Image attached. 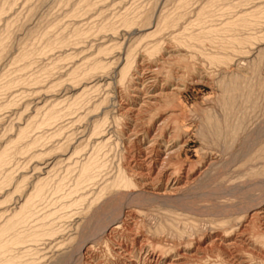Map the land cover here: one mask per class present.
I'll return each mask as SVG.
<instances>
[{
    "label": "bare ground",
    "instance_id": "bare-ground-1",
    "mask_svg": "<svg viewBox=\"0 0 264 264\" xmlns=\"http://www.w3.org/2000/svg\"><path fill=\"white\" fill-rule=\"evenodd\" d=\"M31 1L26 0L29 14L36 10L31 7ZM17 2L19 1L0 0V98L4 96L6 99L7 94L14 97L19 92H22V97L29 91L55 94L53 92H57L65 83H68L69 87L65 90L67 97L61 99L50 101L47 99L48 95L44 99L36 95L40 102H37L36 108L33 109L35 115L32 116L31 113L27 119L24 118L23 126L15 131V136L0 144V198L4 199L0 201V205L7 203L14 193H20L22 199L19 208L16 206L0 213V264H49L50 258L43 253V246L44 250L63 249L66 246L69 248L58 256H51L53 261L57 260L60 264L67 261L73 264L77 259L74 258L76 249L79 250H76L77 253L84 251L85 256L89 254L91 257L93 254L94 258L97 257L94 255V244L102 243L106 233L110 238L103 242L106 245L105 252L115 261L113 264H167L169 260L166 256H171L176 249L167 250L156 245L160 251L148 249L143 258L142 249L139 254L137 250H129V246L119 240L122 230L129 227V222L123 219V213L117 212L115 206L122 200H141L144 196L147 198H143L144 202L173 200L189 183L192 185L193 182L200 181V177L195 178V167H186L181 157L186 145V141L182 139L187 136L183 129L186 115L181 97L187 83L210 84L213 80V83L222 89V96L225 97V103L222 104L227 115L224 124L213 114L207 119L218 139L227 134L234 141L239 134L247 130L248 124L255 122V114L248 119H245L246 114L241 118L239 115L235 117L234 114L238 104L245 102L249 104L246 106L247 115L253 111H256L257 115V102H264L259 96L263 88L259 86L260 83L256 85L261 88L254 85V78L257 76L253 78L241 73L228 77V74L223 76L222 70L228 69L234 63H237L240 70L243 61H250L255 65L252 70L254 73L258 69L261 70L259 64L264 61V1L261 0L262 3L259 4V0H163L158 1L156 5L151 2L154 6L148 3L146 6H138L137 3L124 8L122 13L109 17L103 15L102 6L111 4L110 0H61L59 3L63 8L69 7L62 12V17H55L48 26L40 20L34 26L35 21L32 20L30 26L32 24L33 28H29L25 39L23 36L20 43L18 42L19 52L15 57L11 55L14 58L12 61L9 59L11 62L7 63L11 64L8 67L4 66L5 64L2 67L1 64L10 50L13 32L16 31L14 28L22 20L19 7V13L16 12L17 9L14 11ZM104 9L106 10V7ZM96 13L102 17L100 22L91 19ZM9 14L15 15V18L7 16L6 19ZM50 15L52 16V13ZM121 29L132 32L134 40L132 44L129 43L131 45L125 46V37L124 43L122 42L124 46L116 43V37L123 31ZM99 41L100 44L103 41L99 49L96 48V51L87 57L85 54L79 64H73V69H68L66 80L59 78L53 81L62 70V62L73 59L78 47L87 45L86 47L94 48V43ZM117 50L122 52L114 57ZM252 55L256 56L251 61ZM34 92L32 93L35 95ZM15 106L17 101L14 100L0 103V122L4 121L2 113ZM261 106L263 107L262 104ZM259 110L261 111V107ZM171 122L173 128L170 127V132L168 126ZM83 123L86 128H80L88 138L80 142L76 139L77 136L70 133H74L73 129ZM253 134L257 135L255 132ZM259 136L257 135L258 139ZM253 143L256 142L250 144L254 146ZM258 143L253 149L257 146L259 148ZM121 148H125L128 157L126 156L127 160L123 165L119 163L121 158L118 160L117 157L119 162L116 165L111 155ZM249 149L246 151H250L252 147ZM261 151L264 153V145ZM248 153L247 155L253 156ZM256 153L254 152V155H258ZM262 155L257 160H262L260 158H264V154ZM28 156L29 158L25 159L37 160L41 167L38 172H43V176L38 174L41 176L34 177L36 181L31 180L34 182L30 183L31 188L26 187V179L21 181L20 178V182L16 181L11 170L19 165L20 158ZM39 166L34 167V171ZM215 166L214 163L211 168ZM261 167L262 173L258 175L264 176V162ZM12 187L13 193L9 190ZM142 195L144 196L141 198ZM135 212L130 211V215L125 214V217L135 216ZM242 215L235 218L239 227L227 230L217 244L211 246L219 252H224L221 253L223 260L218 263L212 261L214 264H248L242 259L239 262L232 258L230 250L238 247L241 250V245L238 244V237L234 240L230 235L246 228L242 231L245 235L254 221H264V205L261 209L247 212L245 215L243 211ZM98 219V225L93 226ZM109 222L115 223L108 225ZM262 225L264 227V223ZM260 228L262 229V226ZM71 229L77 231L76 236L72 235L75 231L70 237L66 235ZM252 239L255 249L260 252L259 254L251 251L253 260L258 261L255 264H264V232L253 236L251 241ZM88 240L95 242L88 243ZM150 247L152 246L147 245L145 249ZM177 255L178 253L175 257ZM203 258H199L198 264H207ZM50 263L58 264L52 261Z\"/></svg>",
    "mask_w": 264,
    "mask_h": 264
},
{
    "label": "rangeland",
    "instance_id": "rangeland-1",
    "mask_svg": "<svg viewBox=\"0 0 264 264\" xmlns=\"http://www.w3.org/2000/svg\"><path fill=\"white\" fill-rule=\"evenodd\" d=\"M18 1L19 2H17V5L15 6L16 8H14V11L19 7L18 9L21 12L18 11V9L16 12L17 13L20 12L19 14L22 16V17L20 16V20L21 19L22 20L19 22V25H17L14 28V31L15 30L16 31L13 32V34H14L13 35L14 37H12L13 40L11 39L10 40L11 43L9 42L11 48L9 47L10 50L8 51L9 53L6 55V59H5L6 62L3 61V63L1 64L2 67H4V66L8 67L9 64H11V63H7V62H9L10 60L12 61V59L19 52L18 42L20 43L23 36H24L23 39H25V36L27 35V32H28L27 30L29 28H31V27L33 28V25L34 26L37 25L39 20L42 21V23L44 25L46 23V26L51 25L52 24L51 22H53L54 19L61 18L62 15L64 14V13L62 14V12H65L66 10L69 9V7L63 8L60 5L59 2L61 0H32L31 1V7H34L36 10L32 14H29V11L27 10L28 8L26 7V0H24L23 2H22V0L21 1L18 0ZM118 1H119V3H117ZM120 1L121 0H116V1L110 0L109 3L112 2L111 4H109V5L107 4V5L102 6L103 7V8L101 7L103 9L102 12H104L103 15L110 17L112 14H113L112 16H114V15H117L119 13H122L124 8L131 6V5H136L137 3H138L137 4L138 6L143 5V4L146 6L147 5L146 3H148V5L151 4L152 6H154L157 4L158 1L160 2L163 0H133V1L129 0L130 3L127 0H122L121 2ZM151 2L155 3V4L153 5ZM260 2H261V0H259L258 3L260 4ZM54 3H56L55 6H54ZM115 3H117V4H115ZM18 4H19V6H18ZM124 4H125V6H124ZM126 4H128V5H126ZM23 5H24V7H22ZM262 5H264V4L262 3ZM104 7H106V10L104 9ZM112 9H113V11H112ZM54 11L55 12L58 11V12L54 13ZM49 13L50 14L52 13V16ZM41 15H43V16H41ZM7 16H8V18H10V17L15 18V15L12 16L9 14V15H6V19H8ZM34 17H35V19H34ZM24 18L27 20L25 21ZM28 18H29V21H28ZM31 18H33V19H31ZM101 18L102 17L100 16V14L96 13L95 15H93V17L91 19H92V21L96 20L95 22H100L102 20ZM32 20H34L35 22H33V25L31 24V26H30V23H32ZM49 20H50V22H48ZM27 22H29L28 23L29 25L27 24ZM22 26L24 28L26 27L25 28L26 31L23 30L24 28ZM20 28L22 30H20ZM121 30H123V31H120V34L118 35L119 37L117 36L119 40L116 37V40H117L116 43L123 44L125 42V46L131 45L133 43V40H134L133 35L131 34L132 32H126V31H124V29H121ZM23 33H24V35H23ZM124 33H126V34H124ZM124 37L127 40H125ZM130 38H132V39H130ZM123 39H124V42H123ZM105 41H107V40H105ZM96 43L97 44L99 43V44L97 45ZM129 43H131V44H129ZM95 44L98 47H96ZM101 44H103V41H101ZM101 44L99 41V42L94 43V46H95L94 48L86 47L87 45L86 46L83 45V47L81 46V48L78 47L77 48V54H76V56H74L73 59H70V60L67 59L66 61L62 62V64H61L62 70L59 72L60 74H58V75H56V77H54L53 81L54 80L56 81L59 78H62V79L65 78L66 74H68V69H70V68L73 69L72 67H74V65L76 63L79 64L82 61L83 57L85 58V54H86V57L89 56L90 53H93V51L94 52L96 51L95 50L96 48L99 49V45H101ZM15 45L16 46L18 45L17 48ZM12 46H14L15 48ZM123 46H124V44H123ZM12 49H13V51H11ZM83 49H84V51H82ZM86 50H87V52H86ZM78 51H81V52H78ZM116 52L115 53L117 55L114 54L113 55L114 57L119 56L122 51L119 50V52H120L119 53L117 50ZM78 53H81L82 55L78 54ZM12 54L14 57L11 56ZM255 56L252 55L250 60L251 61H252V59L254 60ZM41 61L39 60V62H41ZM235 61H236V59H235ZM249 62L250 61H243L242 64L240 65V68H241V69L239 68L240 70H238V68H237L238 67L237 63H234L228 69L224 68L222 70V74H223V76L229 75L228 77L232 76V74L234 75V74H241V73L242 74L244 73V75L248 74L249 77L257 76L255 78L253 77L256 80V82H254V85H256L257 83H260V84L262 83L261 85L259 84V86H261L263 88L261 90V94H259V96H261V100L264 101V98L262 99V97L264 96V94H262L264 92L263 91L264 87L262 86V85H264V83H263V81H264V61H262L259 64V68L261 70L258 69L256 71V73H254V71L252 72V70L255 69V68L253 69V67L255 65L250 62V64H252V65L249 64L251 66V68H250V66L248 65ZM256 63H258V62H256ZM63 64H65L66 66ZM68 64H69V66H68ZM63 67H65V68H63ZM65 71H66V73H65ZM258 71H259V75H257ZM17 74H20V72L19 73L17 72ZM254 74H256V75H254ZM57 76H58V78H57ZM65 80H66V78H65ZM211 83L210 84L209 83H207V84L206 83H201V84L187 83L186 87H185V91H183L182 97H181V104L184 108L183 110H184L185 115H186V118L183 120L184 121L183 122V129H184L185 133L187 134V136L183 137L185 139H182L183 141H186V145L183 148L182 156H181L182 162H184V165L186 167H189V166L195 167V170H194V174H196L195 178L200 177V181L199 182H193L192 185L189 183L188 184L189 186L188 185H187L188 187L185 186L186 188L184 187L185 188V189L183 188L184 190L182 189V191H180V193L178 192L177 196L175 197L176 199H173V200H161V201L160 200H158V201L157 200H151V201L144 202L143 200L147 199V198L144 195H142L141 198L144 196L143 197L144 199L142 198L141 200H137L135 198H132V199H128L129 201L128 200H122V201L118 202L115 206L116 207L115 209L117 210V212H120L121 214L123 213V219L127 223L129 222V227L127 228V230H126V227H125V229H123L124 231L122 230V233H121L122 236H120L121 238L119 240L121 242H124V245H127V247L129 246L128 247L129 250H137L139 252V250L141 251V249H142L141 252H143V258H145L146 253H147L146 250H148V249H150V250L155 249L157 251H160V249H158L156 247V245H157L160 247H165L167 250H170V248L176 249V252L174 251L173 253H171V256H169V257L166 256V259L169 260L167 264H183V263L185 264V262H186V264H193V263L198 264L199 258L202 260L203 257L205 258V259L203 258V260H206L207 264H209V263L214 264L216 262L218 263L219 261L223 260L222 254L224 252H219L218 250L214 249L215 247H211V246L212 245L214 246L215 244H217L216 242L219 239H221V237L225 234V232L227 230H231L232 227L235 229H237V227H239L238 222L236 223V221H235V218L237 219V216H239V215L243 216L242 215L243 211H244V215H245L247 212H253L254 210L261 209L262 206L264 205V191H263V189H264V178L263 177L264 176L263 175L259 176L260 175L259 173H262V169H260V168H262L261 166H262V162H264V158H262V157L260 158L263 161L257 160V158L260 157V155L263 156L262 154H264L261 151L262 147L264 145L263 144L264 143V141H263V139H264L263 138L264 137V134H263L264 133V131H263L264 126L262 127V124L264 123V114H263L264 113V102H262V101L257 102V106L259 107V109L261 107V111L259 109H256L258 111L257 115L260 111L258 116L256 115V111H253L255 113L251 112L250 115L249 114L247 115L248 112L246 111L247 110L246 106L248 103L246 104L244 102V104L243 103L241 104V102H240L238 104V109L235 111L234 116L237 117L239 115V117L241 118V116L246 114V115H244L245 119L246 118L248 119V118L253 117V115L255 114L254 120H253L255 122L248 124L247 130L242 132L241 134H239V136L234 141L227 134H224L222 138L218 139L214 135L209 124L207 123V119H208V116L210 114L211 115L213 114L214 116L217 117V119H219V121L221 123L224 124V118L227 115H226V112L224 111V105L222 103H225V101H224L225 97L223 98L224 93H223L222 89H220V87L216 83H213V80L211 81ZM68 85H69L68 83H65L64 86H62L61 88H58V91L61 90V91H59V93L57 90H56L57 92H53L55 94H52V93L47 94L46 91H40L39 93H38V91H36V92L29 91V92H27V94L29 93V95H27V94L25 96L22 95V97H21L22 92H19L20 94L18 93V94H16V96L14 95V97L12 96V94L11 95L7 94V97L5 96L7 100L4 98V96L1 97L0 103H2V101L3 102H9L10 100L11 101L14 100V101H17V106L10 108V109H7L1 115L3 117L2 120L4 119V121L0 122V144L5 142V141L7 142L8 138H11L13 135L15 136V134L17 132L16 130L20 126H23V122H24L23 120H25L24 118L27 119L29 116H31L30 115L31 113H32V116L35 115L33 109H35L37 104L40 102V101H38L40 98L44 99V97H46L48 95L49 97L47 96L48 98L47 97L46 98L50 99V101H52L54 99H58V98L61 99V98L67 97V96H65V93H66L65 90L69 87ZM65 86H66V88H65ZM259 86L257 87V85H256L257 88H261ZM32 92H34L35 95ZM222 94H223V96H222ZM36 95L39 96L40 98L37 97ZM52 95H56V96H52ZM253 95H256V94H253ZM69 96H71V95H69ZM51 98H53V99H51ZM3 99H5V101ZM26 101H27V103H26ZM18 103H20V104H18ZM29 103H31V104H29ZM261 104L263 105V107L261 106ZM29 105H31L32 108ZM239 105L240 106L242 105V106L240 107ZM24 106H26V108H24ZM27 106H29V107L27 108ZM41 106H42V104H41ZM28 109L30 111H28ZM244 109H245V112H244ZM26 111H28V112H26ZM239 112L242 115H240ZM242 112H244V113H242ZM236 113H238V114H236ZM255 116H257V117H255ZM84 124L85 123L78 124L75 127L77 130L73 129V132L74 131L75 132L70 133V134H74L75 137L76 136L78 137L79 135H81V137H78V138L76 137V139L80 142L83 140L86 141L88 138L86 133L84 135L82 133L83 132L82 128H80L83 126V129H85L86 124L85 125ZM171 125H172V122L168 126V128H169L168 131H170V132H171V129L173 128ZM170 127H172V128H170ZM257 128H258V130H257ZM12 130H13V132H12ZM259 130L263 131V132L260 133ZM254 132H255V134H257L259 132L260 134L258 133L257 134L258 136L259 135L261 136L262 134L263 135L261 137L259 136V139H258L257 135L253 134ZM250 134H252V135H250ZM250 136L251 137L253 136V138H251ZM85 137H86V139H85ZM249 137H250V139H249L250 141L247 139ZM60 140H62V139H60ZM251 140H252V142H254V141L256 142V143H253L254 146H256L255 144H257V142H259L260 144L258 143V145H260V146L262 145L261 148H260V146H259V148L257 146V148L255 147L256 148V151H255V148L253 149L254 146L252 144H250V143H252ZM73 143L75 144L76 142H73ZM245 143L246 144L249 143V144H247L248 147ZM244 144H245V146H244ZM251 147L253 150L251 149ZM244 148H247V149H244ZM248 149L250 151H246ZM257 149H258V151H257ZM122 150L124 152L123 155H122V153H123ZM259 150H260V152H259ZM253 151L255 153L257 152L256 154H258V155H254ZM118 152H120L121 155ZM125 152H126L125 148H121L119 151H117L116 153H113V155H111L113 157V162L115 160L114 164L117 165L119 161H120L119 163L122 165L125 163L124 161L127 160L126 156L128 157V155H126ZM246 152L247 153L249 152L248 154H250V155L253 152L252 153L253 156L247 155ZM114 155H115V157H114ZM120 156H122L123 159ZM255 156H257V157L255 158ZM83 157H84V155H83ZM83 157H81V159H84ZM117 157H119L118 160L121 158L123 160V163H121L122 162L121 159L118 161ZM248 157H250V158H248ZM25 158L28 159L29 156L20 158V161L18 162L19 165L16 166L15 168H12L11 170H12V174L14 175L16 181L20 182V180L23 181V179H26V182H25L26 187L31 188V184L34 183V182L32 183V181H33L32 179H34V181H36L35 178H37L38 176H41L38 174H42L43 172H38V171H40L41 167L39 166V163L37 160H33L30 158V160L27 161V159H25ZM49 159H51V158H49ZM247 159H249V160H247ZM260 161H262V162H260ZM35 162L37 163V165ZM257 162L259 164L260 163L261 164L259 165ZM214 163L216 166L211 168L212 164L214 165ZM23 164H24V166H23ZM252 164H254L255 166H253ZM36 166H39V168H37V170H35L36 171L35 172L34 167H36ZM258 167H259V170H258ZM21 172H23V173H21ZM20 174H22V175H20ZM25 175H26V177H21V176H25ZM42 176H43V174H42ZM251 178H252V180H251ZM11 189H9V190L13 193L14 187H12ZM14 194H16V195H14ZM14 194H12L13 196L11 197V199L7 203L0 205V211H1L0 213L6 211L7 209H14L16 206H17V208L20 207V205L22 204V202H21L22 199L20 198L21 194L20 193H14ZM3 200L4 199L0 198L1 202ZM125 201H128V202H125ZM142 201H143V203H142ZM259 203H261V204H259ZM251 208H252V210H251ZM246 209H248V210H246ZM130 211H133V212L136 211L135 213H137L138 215L136 214L135 216L125 217V214L130 215V213H129ZM239 212H240V214H239ZM232 215L234 217H232ZM227 217H229V218L227 219ZM222 219L224 220L225 223L223 222ZM225 219H227L228 221ZM232 220H233V222H232ZM228 222L229 223L231 222V223L229 224ZM256 222L255 221L253 222V224H252L253 226H249V228L247 229L248 232H246L245 235L243 232L246 230V228L244 230H242L243 232L242 231H240V232L236 231L237 233L233 232V234L230 235V237L232 236L231 237L232 239L238 237L237 240L240 241V243L238 242V244L241 245V246L238 245L241 247V250L239 247L237 249H231L230 250L232 258L234 257L233 258L234 260H238L240 262V260L242 259L243 262H248V264H252V263L255 264L256 263L257 260H253L254 257L251 255V253H252L251 251H253L254 253H259V254H260V252L257 251V249H255V243L253 242V239L251 241V238L255 235L263 234L264 227L262 224L264 223V221L256 220ZM98 223H99V219L96 222V224L95 223L93 224V226H97ZM114 223L115 222H113L112 224H114ZM226 223H228V225ZM112 224H111V222H109L108 225H112ZM259 225L262 226L263 230L260 228L261 226H259ZM250 227H252V229ZM132 229H133V231H132ZM71 231H72V229H71ZM71 231L69 230L67 232L68 234H66V235H68V237H70L71 234L74 233V231L76 233H74L72 235H75V236L77 235L76 230H74L72 232ZM251 231H252V233H250ZM250 234H253V235H250ZM249 237H251V238H249ZM103 238H104L103 239L104 241H105V239H109L110 238L109 234L108 233L104 234ZM241 241H243L245 244L244 243L242 244ZM87 242L88 243L95 242V240L94 241L88 240ZM134 242H135V244H134ZM96 243L97 242H95V244H94V255L97 256V257L94 256L95 259L92 258L93 254L90 255L91 257H89V254H87L85 256L84 255L85 252L83 251V252H81L82 254L80 253L81 254L80 255L79 252L77 253V251H79V250L76 249L77 251L75 250L74 258L76 257L77 259L75 258L76 261L74 260L73 264H77V263H80V264H91V263L92 264H98V262H99V264H107V263L113 264V262L115 263V261H113L112 257L110 255L106 254V252H105L106 251V245L104 243L102 244L100 242H99L100 244L96 245ZM147 245L152 246V247L145 249V247H147ZM210 248L211 249L213 248L214 250H211ZM42 249H43V253H46L48 255V257L51 259L52 258L51 256H53L54 254L56 256H58L61 254V252L63 253L65 249L68 250L69 248H67V246L63 249H57V250L55 248H53L52 250H50L49 248H46L48 250L47 251V250H44L45 246H43ZM200 249L202 250V252ZM255 250L257 252H255ZM244 251H246V252H244ZM50 252H53V253H50ZM102 252H104V253H102ZM141 252H139V254ZM177 253H178V255L175 257V255ZM102 254H103V256H102ZM183 255H186V256H183ZM187 255H188V257H187ZM224 256H226V255H224ZM82 257H83V259H82ZM193 258L195 260H193ZM215 258H216V260H214ZM50 259H48L49 264H51L50 261H52V263L57 262L58 264H60L57 260L53 261V259H51V260ZM79 259H81V261ZM105 259H107V260H105ZM104 260H105V262H104ZM212 261H214V263ZM63 264H70V262L68 263V261H67V263H63Z\"/></svg>",
    "mask_w": 264,
    "mask_h": 264
}]
</instances>
